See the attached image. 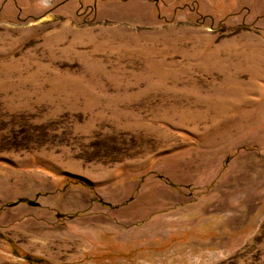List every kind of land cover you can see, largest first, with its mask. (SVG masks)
Wrapping results in <instances>:
<instances>
[{"label":"rangeland","instance_id":"1","mask_svg":"<svg viewBox=\"0 0 264 264\" xmlns=\"http://www.w3.org/2000/svg\"><path fill=\"white\" fill-rule=\"evenodd\" d=\"M264 0H0V264H264Z\"/></svg>","mask_w":264,"mask_h":264},{"label":"crops","instance_id":"2","mask_svg":"<svg viewBox=\"0 0 264 264\" xmlns=\"http://www.w3.org/2000/svg\"><path fill=\"white\" fill-rule=\"evenodd\" d=\"M263 49L261 50V53L264 55V46L262 47Z\"/></svg>","mask_w":264,"mask_h":264}]
</instances>
